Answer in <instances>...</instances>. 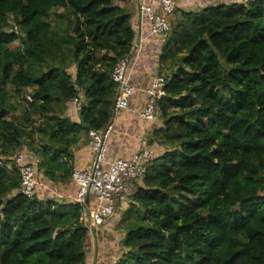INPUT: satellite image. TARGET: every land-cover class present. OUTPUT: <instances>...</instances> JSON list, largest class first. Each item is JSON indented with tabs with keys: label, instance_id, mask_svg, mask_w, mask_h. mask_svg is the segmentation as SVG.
Segmentation results:
<instances>
[{
	"label": "trees",
	"instance_id": "16d2710c",
	"mask_svg": "<svg viewBox=\"0 0 264 264\" xmlns=\"http://www.w3.org/2000/svg\"><path fill=\"white\" fill-rule=\"evenodd\" d=\"M126 2L0 0V264H85L80 204L25 196L14 162L3 163L29 124L36 171L70 178L72 147L112 118L111 70L135 36ZM194 3L178 0L158 55L161 125L148 143L167 148L130 197L113 264H264V1ZM11 92L27 103L23 123ZM80 94L78 123L63 113Z\"/></svg>",
	"mask_w": 264,
	"mask_h": 264
},
{
	"label": "built area",
	"instance_id": "2783aa9c",
	"mask_svg": "<svg viewBox=\"0 0 264 264\" xmlns=\"http://www.w3.org/2000/svg\"><path fill=\"white\" fill-rule=\"evenodd\" d=\"M217 1L203 0L206 4H215ZM235 1L248 4L264 0ZM132 2L139 16L142 36H154L163 40L169 28L168 16L175 10L178 0H132ZM13 29L17 30V26L14 25ZM141 40L137 46L141 44ZM130 64L131 57L127 55L118 59L112 67L111 79L116 84L112 118L104 128L87 131L89 162L82 169L73 168L70 176L77 186L75 202L81 206V220L88 230L105 224L115 215L120 204L130 199L141 184L148 160L155 156L152 148L146 145L137 149L128 159L107 157V141L113 131L112 121L129 108L130 98L135 92L128 78ZM164 84V77L156 73L146 89L145 105L139 114L142 120L150 123L157 121L158 100L164 95ZM24 99L27 102L32 101L29 92L24 93ZM69 102L75 109H79V97H74ZM14 164L20 174V192L27 197L37 195L39 188L37 166L31 161H24L23 153L15 158Z\"/></svg>",
	"mask_w": 264,
	"mask_h": 264
},
{
	"label": "crops",
	"instance_id": "0c3cea01",
	"mask_svg": "<svg viewBox=\"0 0 264 264\" xmlns=\"http://www.w3.org/2000/svg\"><path fill=\"white\" fill-rule=\"evenodd\" d=\"M189 1L198 2L193 4V9H198L208 5L204 3L203 0H188V2ZM222 2L224 4H229V2L226 3V0H222ZM126 6L131 14L130 21L135 34L132 52L130 54V71L128 72L129 83L134 86L135 92L130 98L129 108L126 111L121 112L112 121L113 131L107 141V157L109 159L116 157H129L137 149L146 145L152 148L155 156L164 150L162 145L155 142L148 143V136L151 134L152 128L160 126L161 120L159 119L154 123H150L139 117V114L145 105L146 89L148 88L153 76L158 73V55L160 54L163 40L154 36H142V30L139 25V16L135 11L132 1L128 0V2H126ZM181 15L182 13L177 11L175 8V10L168 16L169 27L179 20ZM140 40L141 44L137 46ZM79 100V103L83 102L84 99L82 94H80ZM66 105L67 107L64 111L66 114H64V116H67L73 122L79 123L80 119L78 116V109L71 106L70 102ZM72 151L75 158L74 168H84L90 158L88 137L86 134H82L80 141L72 147ZM49 182L52 183L54 191H48L46 194L39 193L37 194L39 198L44 200L53 199L57 202L60 201V203L66 204L75 202L74 198L77 186L71 178H68L63 182ZM62 184H67V187L61 188ZM55 189L59 191L57 192Z\"/></svg>",
	"mask_w": 264,
	"mask_h": 264
},
{
	"label": "rangeland",
	"instance_id": "374dc122",
	"mask_svg": "<svg viewBox=\"0 0 264 264\" xmlns=\"http://www.w3.org/2000/svg\"><path fill=\"white\" fill-rule=\"evenodd\" d=\"M115 1L117 2L118 0ZM13 25L14 24L11 23V25L8 27L9 31L13 30ZM172 26L168 28L164 37L165 39H163V43L166 42V38L169 36V33L171 32L170 29ZM17 32L19 33V31ZM18 45H19L18 41L13 42L12 44H10V48H15ZM164 68L165 65L163 66V69ZM68 71L73 72L72 68H69ZM15 97L16 94L11 92L10 99L14 104V108L10 111V115L13 116V118L16 117V120L22 121L23 123V116L27 108V103H25L22 99H16ZM64 114L66 113L64 112L63 115ZM157 120H159V113ZM30 121H31L30 124L35 126L38 123L37 115H34ZM27 132H31L30 137L26 135L21 140L22 145L13 152V154L11 155V157L8 159L7 162L4 163L2 162L3 164H5L6 166L10 165L15 161V158L19 154L23 153L24 161L26 162L31 161L36 165L37 157L33 153L31 145L33 144V140L34 143L36 142L38 143L39 138L37 134L33 133V127H31V125L29 124L27 128ZM163 147L165 149L167 148V145ZM0 159L3 160L4 157L0 155ZM36 176H37V185L39 187L37 190V194L39 193L46 194L48 191H54L52 183L46 181L37 171H36ZM64 187H67V184L61 185V188ZM56 191L58 192L59 190ZM130 205H131L130 199L124 201L122 204H120V207L122 208H118L115 215L112 218H110L105 224L93 230L91 229L88 230V234L85 242V255H86L85 264H113L120 257L121 253L125 251V247L122 244V239L125 233L124 231L125 229L124 227H122V225L119 224V221L123 217L125 209H128Z\"/></svg>",
	"mask_w": 264,
	"mask_h": 264
},
{
	"label": "clouds",
	"instance_id": "9594fccd",
	"mask_svg": "<svg viewBox=\"0 0 264 264\" xmlns=\"http://www.w3.org/2000/svg\"><path fill=\"white\" fill-rule=\"evenodd\" d=\"M226 1H227V0H226ZM228 2H229V4H231V3L242 4V3H239V2H237V1H235V0H234V1H233V0H232V1H227L226 3H228ZM250 3H251V2H250ZM215 4H217V3H215ZM215 4H214V5H215ZM248 4H249V3H248ZM242 5H247V4H242ZM13 26H14V25H13ZM16 26H17V25H16ZM13 30H14V29H13ZM14 31L17 32V31H18V27H17V30H14Z\"/></svg>",
	"mask_w": 264,
	"mask_h": 264
}]
</instances>
